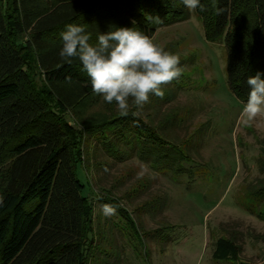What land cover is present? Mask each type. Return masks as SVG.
Here are the masks:
<instances>
[{
	"label": "trees",
	"instance_id": "trees-1",
	"mask_svg": "<svg viewBox=\"0 0 264 264\" xmlns=\"http://www.w3.org/2000/svg\"><path fill=\"white\" fill-rule=\"evenodd\" d=\"M200 2L205 10L195 12L206 40L225 44L229 88L246 103L247 79L264 74V0ZM189 17L181 0H0V264H91L98 246L91 195L102 209H114L117 229L138 237L140 225L118 199L83 183L87 138L113 159L135 155L161 171L186 172L187 157L134 105L121 116L115 103L94 94L79 59H59L60 34L74 24L92 45L100 33L122 27L153 39ZM100 101L106 111L85 119L83 109ZM260 159L264 174V152ZM246 196L251 213L264 220V177ZM240 252L237 240L219 238L212 258L237 262Z\"/></svg>",
	"mask_w": 264,
	"mask_h": 264
},
{
	"label": "rangeland",
	"instance_id": "rangeland-1",
	"mask_svg": "<svg viewBox=\"0 0 264 264\" xmlns=\"http://www.w3.org/2000/svg\"><path fill=\"white\" fill-rule=\"evenodd\" d=\"M152 40L179 57L182 74L162 86V98L150 95L137 111L185 153L186 172L161 171L135 155L113 159L87 138L91 159L89 170L81 169L83 183L118 199L140 225L138 237L127 233L126 225L122 233L121 222L103 214L86 186L98 245L90 263L264 264V220L251 213L246 196L247 188L264 177L259 171L264 118L244 124L245 103L228 85L225 44L206 40L195 10L186 21L160 28ZM85 109V119L106 111L103 101ZM219 238L237 240V262L213 260Z\"/></svg>",
	"mask_w": 264,
	"mask_h": 264
},
{
	"label": "clouds",
	"instance_id": "clouds-1",
	"mask_svg": "<svg viewBox=\"0 0 264 264\" xmlns=\"http://www.w3.org/2000/svg\"><path fill=\"white\" fill-rule=\"evenodd\" d=\"M181 3L190 11L197 8L205 10L200 0H181ZM217 14H220L219 11ZM146 19L161 23L158 16ZM60 35L62 46L58 57L61 62L71 63L72 58H78L90 78L93 93L101 96L107 104L115 103L121 116L129 115L130 104L142 110L150 95L162 98V86L182 74L178 56L134 28L122 27L100 33L96 45L89 43L90 35L83 26L68 24ZM262 76L264 74L258 72L247 79L248 99L241 111L245 125L264 118ZM103 214L112 215L114 209L106 206Z\"/></svg>",
	"mask_w": 264,
	"mask_h": 264
}]
</instances>
